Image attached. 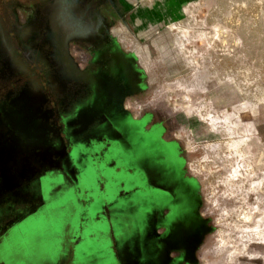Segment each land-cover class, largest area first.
Segmentation results:
<instances>
[{"label": "flooded vegetation", "instance_id": "flooded-vegetation-1", "mask_svg": "<svg viewBox=\"0 0 264 264\" xmlns=\"http://www.w3.org/2000/svg\"><path fill=\"white\" fill-rule=\"evenodd\" d=\"M104 1L0 0V144L5 141L7 165L22 169L13 202L30 200L36 218L46 220L37 211L41 196L51 198L47 209L55 218L67 187L54 182L45 120L61 114L75 141L78 124L97 123L96 137L108 140L107 155L132 187L127 215L94 238L88 254L66 259L38 225L5 233L0 248L20 235L23 264H204L199 252L212 228L201 212L198 181L150 106L143 69L123 49Z\"/></svg>", "mask_w": 264, "mask_h": 264}, {"label": "rangeland", "instance_id": "rangeland-1", "mask_svg": "<svg viewBox=\"0 0 264 264\" xmlns=\"http://www.w3.org/2000/svg\"><path fill=\"white\" fill-rule=\"evenodd\" d=\"M126 1L120 43L146 61L212 228L201 261L264 264V0Z\"/></svg>", "mask_w": 264, "mask_h": 264}, {"label": "water", "instance_id": "water-1", "mask_svg": "<svg viewBox=\"0 0 264 264\" xmlns=\"http://www.w3.org/2000/svg\"><path fill=\"white\" fill-rule=\"evenodd\" d=\"M4 118L10 126L12 118ZM63 120L55 112L45 120L48 125L45 137L53 141L47 154L55 159V165L50 167L56 175L54 182L67 187L66 194L56 203L61 206L58 217H52L47 209L51 206L48 195L41 196L37 210L46 215V220L41 215L36 218L30 200L23 206L15 205L13 190L18 187L16 179L21 175L17 173L22 169L7 165L5 141L0 144V239L5 233L38 225L43 228L44 240L55 243L67 259L75 252L88 254L94 238L100 239L114 230V222L127 215L126 201L131 197L132 187L122 166L112 163L114 158L107 155L108 140L96 137L97 123L78 124L75 141L64 132ZM39 188L43 190L45 186Z\"/></svg>", "mask_w": 264, "mask_h": 264}, {"label": "crops", "instance_id": "crops-1", "mask_svg": "<svg viewBox=\"0 0 264 264\" xmlns=\"http://www.w3.org/2000/svg\"><path fill=\"white\" fill-rule=\"evenodd\" d=\"M128 5L130 4L126 0H105L104 1V6H103L104 11L107 15L111 16L115 20V23L117 24V28H118L117 29L118 34L120 30L124 31V29L127 26V23H126L127 22L126 20L127 12L125 10L127 9ZM118 38L120 39V36ZM123 49L126 51L135 52V48H132V49L123 48ZM135 55L137 58L138 66L143 69L144 79H146L145 82L147 85L146 91H148V95H150V92H151L150 81L147 77L148 69H147L146 61L140 56L139 53H136ZM160 119L164 123L163 118L160 117ZM7 242L8 244L6 245V247L0 248V262L6 261V263L8 264L9 262L12 261V263L14 262V264H23L24 258L26 256V253L24 251L27 248L25 249V247L23 246L25 245V243H20V235H18V237L16 236L12 238L10 237ZM34 263L40 264L42 262L41 260H39V262L35 260Z\"/></svg>", "mask_w": 264, "mask_h": 264}, {"label": "bare ground", "instance_id": "bare-ground-1", "mask_svg": "<svg viewBox=\"0 0 264 264\" xmlns=\"http://www.w3.org/2000/svg\"><path fill=\"white\" fill-rule=\"evenodd\" d=\"M244 136V135H243Z\"/></svg>", "mask_w": 264, "mask_h": 264}]
</instances>
